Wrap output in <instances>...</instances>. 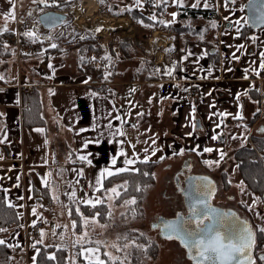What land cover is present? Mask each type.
I'll return each instance as SVG.
<instances>
[{
    "label": "crops",
    "instance_id": "1",
    "mask_svg": "<svg viewBox=\"0 0 264 264\" xmlns=\"http://www.w3.org/2000/svg\"><path fill=\"white\" fill-rule=\"evenodd\" d=\"M119 1L117 0L116 4L120 7H130L119 4ZM159 1L154 0V3L158 4ZM46 2L47 0L45 2H41V0H0V30L5 27L8 31L13 30L15 18L8 16L9 12L14 17L15 15L23 17L32 12L33 6ZM144 2L145 0H142L141 4L136 7L142 10ZM76 3L81 6L79 17L74 12L73 5ZM224 5L226 8L221 9L220 3L217 1L215 7H212L219 15L220 27L217 32V48L210 53L216 52L217 55L209 57L210 53L201 45L189 44L186 52L180 56L178 67L181 76L178 79L169 77L170 75L165 78L156 72V75L152 74L156 78L148 82L144 79L146 72H143L140 76L141 79L123 82L117 88L115 83L110 84L104 80L105 69L102 70L103 84L110 86L111 90L121 91L123 86L136 82L140 85L157 86L162 98L159 99L158 104L162 106V109L157 115H152V126L150 127H145L144 124H133L134 130L128 132L131 124L121 120V116L115 110V104L111 102L109 93L92 92L93 84L99 83L95 82L94 73L81 74L78 72V59H76L86 58L91 61L95 69L100 68L99 61L94 60L95 54L91 52L84 56L77 55L75 52L69 56L65 54L44 56L42 53L45 47L38 44L34 51H25L27 54L25 57L22 54L19 67L14 61L15 55L14 62L6 61V63L0 64V77H2L0 81H10L0 85V119L4 120L5 128L2 136L4 142L0 144V189L5 194L7 204L11 203L19 213L22 207L24 214L21 226L12 228L3 238L9 247L14 249L21 247L16 237L18 236L20 239L23 237V231L27 225V221L24 220L25 208L27 205L38 207L32 199L31 193L32 186H36V184L46 186L53 199V197H58L54 196L55 189L53 188L65 191L69 182L72 185L80 183L84 194L75 199L84 204L82 201L85 199L98 198L96 188L101 186L97 185L96 181L101 172L105 169L115 172L117 168H124L121 162L125 158L139 161V156L145 154L150 158L147 160H158L161 157L165 160L166 157L183 150V153L199 154L200 158L198 159L203 161H217L221 160V153H224L225 147L235 146L236 149L241 146L239 144L241 141L244 142V133L249 139L256 136L253 134L256 133L254 130L258 125L264 123L262 104L264 101V68L261 67V64L264 63V55H262L264 54V28L240 38V32L245 23L243 8H233L236 11V14H233L231 7H228L225 1ZM71 6L73 7L72 13L77 17L78 22L82 21V18L87 14L95 13L98 10L112 15V12L106 9L100 10L97 0H78ZM183 8H202V6ZM39 13H35L33 16ZM161 14L163 13L161 12ZM161 14L158 16L161 17ZM122 16L129 19L131 30H133L134 23L131 13L128 10H123L115 17L118 19ZM99 18L100 16L94 17L93 21ZM226 23L230 24L229 27H225ZM159 24L151 31L148 38L154 31H160V33H167L174 41L176 33L163 29L166 25L161 21ZM90 29L99 34H107L101 30H106L107 27L99 30L91 27ZM116 30L122 36L133 34L132 32L123 35L122 30ZM8 31H0V33ZM83 31L88 30H83L77 25L74 32L75 35L79 34L78 36H80L84 35ZM101 39L102 43H107V38ZM155 48L159 50V53L156 54L158 56H162L163 53L174 56L176 45L167 44L163 47L162 44H158ZM225 51H227L226 54L223 53ZM169 55L166 56V59L171 64L174 57L170 58ZM215 57L218 59L215 62L211 63L212 60H208V58ZM123 62L127 63V61ZM120 64L123 63L120 62L117 69ZM172 67L173 64L170 69L174 70ZM80 68L82 67L80 66ZM125 68L124 65L122 69H119V73L123 72L126 75ZM19 79L25 84L37 87L43 104L42 113L46 120L45 126L35 127L32 130H26L21 126V94L16 88ZM196 86L198 87V91L195 93L196 97L186 98L184 93ZM252 89L259 91L261 114L257 121L249 126L250 117L255 111V103L249 91ZM193 108H195L194 118ZM219 113H228L229 115L221 117L218 115ZM237 114L242 119L234 118ZM210 116L211 118H209ZM197 120L198 126L193 129L192 123L195 122L197 125ZM37 129L43 131H36ZM161 129L165 130L163 138L158 135ZM120 132H123L124 135H120ZM214 134L217 135L216 140L212 139ZM257 135L264 136L263 133H257ZM133 145L135 147H132ZM171 148L173 150L169 152ZM204 148H211L213 151L204 152ZM145 149L148 151L145 152ZM154 149L155 155L152 154ZM192 149H196V151H192ZM235 149L231 151L230 158ZM121 150L126 153V157H117L116 164L112 165V158ZM80 156H87L88 160L82 161L79 159ZM21 157L24 176L19 167ZM127 167L133 171L135 163ZM20 250L23 251V254L26 252L25 264H33L38 250L37 245L36 248L24 247ZM12 255V258L18 256V251Z\"/></svg>",
    "mask_w": 264,
    "mask_h": 264
},
{
    "label": "trees",
    "instance_id": "2",
    "mask_svg": "<svg viewBox=\"0 0 264 264\" xmlns=\"http://www.w3.org/2000/svg\"><path fill=\"white\" fill-rule=\"evenodd\" d=\"M78 0H55L51 5L37 4L33 6L32 12L23 17L19 16V21L25 23V20L32 17L33 14L44 12L49 9H63L68 7L72 3ZM80 1V0H79ZM228 7L239 9L240 7L244 10V0H224ZM154 0H145L144 5L148 3L153 4ZM100 10L106 9L114 14L120 13L122 8L117 5L115 0H97ZM163 3H158L156 12L154 16L155 20L149 19V17L141 9L137 7H129L131 17H133L137 28H135L136 33L133 37H127L121 40H107L108 51L112 57L116 58L117 61L112 62V76L115 77L118 74L116 66L122 61H128L133 59L132 56L135 55L137 50L144 49V41L150 35L151 31L156 28L159 24L160 16ZM17 16V17H18ZM153 16V15H152ZM246 22L243 24L240 38L245 37V35L253 32ZM148 25V26H146ZM219 15L216 10L212 7H202V8H179L177 14V23L168 24L163 27V29L175 32L178 36V44L175 50V60L176 64L172 74L169 77H174L178 79L181 76V71L179 66L180 56L186 52V48L189 44L201 45L209 53L210 51L216 50L218 45L217 32L219 29ZM63 31V32H62ZM68 27L62 25L59 30L58 28L49 30L47 33L50 34V39L46 42H33L29 38H22V42H30L35 45L41 44L45 47L43 49L44 56L49 55H59L65 54L61 49V43H66L70 40L71 34L68 33ZM62 33L61 36L59 33ZM13 30L8 32L0 33V64L6 63V61L14 60V45L11 43H5V38H10L13 35ZM239 38V39H240ZM102 39L96 40L90 34H84L81 38L76 39L73 43L69 44L66 51L75 52L77 55L84 56L91 52L95 55L102 53V44H99ZM55 44L56 47H52L50 44ZM50 44V45H49ZM27 54L23 52V57ZM216 52L210 53L209 57L216 56ZM10 59V60H9ZM78 59L77 68L78 72L81 74L94 73L95 82L100 85L93 86L92 90L99 94L109 93L111 96L113 90L110 86H107L103 81V71L101 68H96L91 63L90 60L86 58H76ZM212 62L217 61L215 58H208ZM14 62V61H13ZM15 65V63H14ZM80 66L82 68H80ZM143 70L146 71L145 65L142 66ZM147 68V67H146ZM143 72H138L135 78L141 76ZM155 75L150 73L145 74V80L148 82L155 79ZM135 81V79H132ZM10 81H0V85L7 84ZM35 87V86H34ZM252 95V100L255 103V111L250 117L248 123L249 126L254 124L258 116H260V95L257 89L249 90ZM109 96V97H110ZM21 126L26 130H32L35 127L45 126L46 120L43 116V104L37 87L33 89L30 94L21 95ZM1 117V116H0ZM4 120L0 119V140H2L4 132ZM251 145H241L237 147L231 154V160L235 163L236 171L241 179V184L245 185L248 190L256 197L261 203L264 204V136H252ZM1 144V143H0ZM164 159L158 160H139L135 162V170H130L126 172H121L119 174L108 176L102 180V187L100 191H96L97 197L103 200L102 204L92 208L88 205L81 204L77 199L70 200L69 213L70 217L75 222L74 232L76 234L81 233L83 230L82 218H95L96 221L104 227L105 233H109L113 236V241H115L119 250L117 251L116 258L113 261L106 260L104 264H144V259H156L158 257L157 252H159V245L154 239H150L147 235L139 232L133 228H129L131 224L142 220L144 217V200L146 199L147 193L151 187L155 185V170L159 167ZM145 161V162H141ZM201 166L206 165L205 163L199 161ZM208 166V165H206ZM209 167V166H208ZM221 185L228 186L230 182L227 179V173L223 171L219 174ZM113 187L117 188L120 193L118 197L113 195L112 206L109 207L104 203V194L108 193ZM46 186H32V199L36 202L38 208L43 209V205H50L52 203L51 193ZM3 190L0 189V228L5 229L0 231V240H3L12 228L19 227L22 224V216L15 207H8L6 202L5 194ZM135 200V203H126V201ZM125 208L122 213L119 209L121 207ZM243 209L245 208L243 204L239 203ZM79 209V214L77 213ZM99 212V215L96 213ZM108 231V232H107ZM255 242L257 247H264V233L258 232L255 236ZM80 247L81 245H75L74 250L76 251L77 264H88L82 257H80ZM37 254L35 255L33 264H68V254L70 248L67 245L56 244V245H37ZM13 247L5 242L0 245V264H12L11 255ZM49 256L54 257V259H48ZM261 263V262H259ZM264 264V263H261Z\"/></svg>",
    "mask_w": 264,
    "mask_h": 264
},
{
    "label": "rangeland",
    "instance_id": "3",
    "mask_svg": "<svg viewBox=\"0 0 264 264\" xmlns=\"http://www.w3.org/2000/svg\"><path fill=\"white\" fill-rule=\"evenodd\" d=\"M117 0H115L116 2ZM142 1V0H141ZM159 1V0H157ZM165 2L163 3V9L160 20L163 21L162 24H173L177 23V14L179 12V8L192 6L193 4L197 3V0H182V4H177L174 2V0H160ZM219 1L221 9L226 8L224 5L223 0H199V4L197 7H215V3ZM122 5H128L130 7H136L135 0H120L118 2ZM156 3V2H155ZM205 4L207 6H205ZM72 5V4H71ZM118 5V4H117ZM158 4L156 3V6ZM70 6L65 7V9H69ZM144 7V6H143ZM122 8V6L120 7ZM129 8V7H128ZM232 10L233 14H236L235 9L230 8ZM127 10V8H122L121 11ZM67 14L66 22L63 24L68 27V33L71 34L70 40L66 43H61V49L65 55H70L72 52H67L66 49L69 44L73 43L76 39L81 38L83 35H75L76 26L79 25L80 28L83 30V34H90L93 38L98 40L99 38H107V40H121L123 38L127 37H133L136 33L135 28H137V25L132 18V22L134 23V31L130 29L129 32L122 33L123 35L130 34L133 32L130 36H122L119 34V31L116 29L110 30V32L102 33V34H96L93 32L89 25L92 23L94 17L98 16H106V18H112L116 19L115 15L112 12V15H109V13H104L102 11H97L95 13L87 14L84 18H82V21L78 22L79 20L77 17L72 13L71 11L65 10ZM175 13V17L172 15ZM119 14V13H118ZM78 17L80 14H76ZM98 19L94 20L97 21ZM240 24V23H238ZM160 25V24H159ZM155 29V28H154ZM158 29V28H157ZM59 30V29H58ZM90 30V31H89ZM229 30V29H227ZM255 31V30H254ZM253 31V32H254ZM63 32V31H62ZM61 36V32L59 33ZM161 35V34H160ZM101 36V37H100ZM178 36L175 35V44L177 48L178 44ZM101 44L102 42L99 41ZM144 43V49L143 50H137L135 55L132 56L133 59L128 60L127 63H124L122 60L117 71V77H113L111 75V69H112V62L117 61L120 57H112V55L108 51V46L106 43H102V53L99 55H95V61H99L100 68L103 70L105 69L104 73L106 76H104V80L109 82L110 84L115 83L114 85L118 88L121 86V83L130 81L132 79H135V81L141 78H135L136 73L138 72H146V74L150 73L152 74H160L162 77H167L168 75L165 74L166 70L170 69L171 65L173 64V67H175L176 61H175V55L171 56L170 58H173V62L170 63H158L160 58L156 55L159 53V50L157 49H150L149 43H148V37L143 42ZM51 45L52 42L50 43ZM49 44V45H50ZM163 44V43H161ZM176 50V49H175ZM213 51V50H212ZM210 51V52H212ZM227 51L223 52L226 54ZM251 56V55H250ZM94 58V57H93ZM163 58V57H162ZM92 59V58H90ZM10 60V59H9ZM119 64V63H118ZM117 64V66H118ZM126 66V75L124 73H119V69H122V67ZM145 65V70L142 71V66ZM116 66V68H117ZM147 67V68H146ZM172 67V68H173ZM174 69V68H173ZM101 70V71H102ZM159 70V71H157ZM173 71V70H172ZM144 77V76H143ZM142 77V78H143ZM264 89V85H263ZM134 90V91H133ZM264 91V90H263ZM113 94L111 95V102L115 104L118 114L121 116V120L124 122H127L131 124L128 128V132L134 130L133 124L143 125L150 127L152 126V115H157L161 111V105L158 104L159 99L161 98V93H159L157 86H153L151 84H143L140 85L138 82L135 84L131 83L127 86H123L121 91H112ZM151 100V103L149 102ZM263 110H264V101H263ZM154 130L152 131V133ZM165 130L161 129L158 132V135L163 138ZM256 134L257 133H253ZM263 137V136H262ZM244 142L241 141L239 145H251V138L245 136V133L243 134ZM159 141V139H158ZM169 147V146H168ZM235 149V146L232 147H225L224 151V159L221 161H228L230 168L228 171L227 179L230 182V185L233 187V191H230V194H234L235 202H239L244 205V209L238 205L237 209L239 211H247L249 212L250 216L253 218V222L258 227V229L264 228V204L261 203L254 195L248 190V188L241 184L240 176L238 175L236 171L235 163L232 162L230 156L231 151ZM173 148L170 149L169 152H171ZM197 153L192 152H184L183 154H173L169 157H166L165 160H162V163L159 165V167L155 170V185L151 187L147 193L146 199L144 200L143 208H144V217L142 220L137 221L134 224H131L129 228H133L139 232L144 233L147 235L150 239H154L159 245V252H157L158 257L156 259H144V264H191L190 261L185 257V253H183V249L178 245L177 242L172 240H165L161 239L158 236L157 231L152 230L150 227V221L154 218V215H162V216H171L173 215L172 212L174 211L175 204L178 206V201L172 200L170 197L168 198L167 195H171L174 188L171 184L170 186L166 187V178L173 175V173L177 170L179 163L182 161V159L187 158L195 161L193 172H200L202 171L201 165H199L198 160L203 162V160L198 159L200 158ZM150 159L149 156H146L145 154H141L139 156V160H145V158ZM146 159V160H147ZM154 159V158H153ZM156 160V159H154ZM219 161V160H217ZM220 161V162H221ZM122 167H126L124 164V161L121 162ZM217 164H212L211 166L203 165V167L208 170V172H211L212 178L214 182L216 181L217 190L220 192V187L222 184L219 175L217 174L219 170H221L222 166H216ZM221 165V164H220ZM131 166V165H128ZM213 167V168H212ZM114 171V170H112ZM205 172V169L203 170ZM202 173V172H200ZM79 188V189H77ZM55 189L54 196L52 203L50 205H43V209H40L38 207L35 208V214H33L34 207H30L27 205L25 208V218L26 220V226H31L30 224L34 225L38 221H40L43 225L41 230L39 231L40 234L35 238L27 237L26 242L24 240V237L21 239L17 236V242H20L21 247H16L15 249H12V254L18 251V256H14L12 259L13 264H25L26 258L23 256V251L20 250V248L24 249V247L30 249V248H36V245L42 244V245H56V244H63L67 245L70 248L69 254H68V264H77V257H76V251L74 250L75 245H81L80 247V257H82L86 262H88V254H81L83 249L87 248H93L97 249V251L92 254V258L98 256L100 260L106 261L110 260L113 261L114 259L118 257L117 251L119 250L118 246L116 245L115 241H113V236H110L109 233H105L104 227H101V225L96 221V219L93 220V218H87V224H85V219L82 218V225H83V231L79 234H76L73 226V220L70 217L69 213V205L70 200H75V198H78L79 195H83L84 191L80 186V183H74V185L71 184V182L68 183L67 190H58ZM75 191L76 195L74 199H69L70 194ZM164 193V195H163ZM104 203H106L109 207L112 206V199H109L110 196L113 197V194L109 191L108 193L104 194ZM102 200V199H101ZM76 201V200H75ZM79 202V201H78ZM239 206V207H238ZM122 211V213L125 211L124 206L119 209ZM22 207L20 208V214L22 218L24 217V214L22 212ZM10 232V231H9ZM41 232L44 233L43 237H41ZM108 232V231H107ZM87 233V236L84 234ZM24 235V233H23ZM83 238V239H81ZM43 241L42 243H38V241ZM115 245V247H114ZM35 246V247H34ZM264 249V247L262 248ZM14 250V252H13ZM105 253H108V255H105ZM13 256V255H12ZM25 258V259H24ZM27 264V263H26Z\"/></svg>",
    "mask_w": 264,
    "mask_h": 264
},
{
    "label": "snow or ice",
    "instance_id": "4",
    "mask_svg": "<svg viewBox=\"0 0 264 264\" xmlns=\"http://www.w3.org/2000/svg\"><path fill=\"white\" fill-rule=\"evenodd\" d=\"M41 2H45V0H41ZM177 4H182V0H174ZM136 5L141 4V0H135ZM199 4V0L197 3L193 4L192 7H197ZM205 6H207L205 4ZM131 11V9H128ZM253 11H261L260 16H253V21L259 20L260 23H264V0H260V8L253 9ZM175 17V13L172 14ZM8 16L15 18L11 12L8 13ZM7 19V17H6ZM57 18L54 17H44L43 22H50ZM151 20H155L156 17L153 15L149 17ZM163 23V21H161ZM148 26V25H146ZM99 30V29H98ZM0 31H8L7 27ZM24 35L32 37L34 36L33 32H26ZM52 47H56L55 44ZM264 55V54H262ZM51 68L52 65L50 64ZM261 67L264 68V63L261 64ZM159 71V70H157ZM247 71V70H245ZM172 69L166 70V75H171ZM2 78V77H0ZM247 78V77H245ZM134 91V90H133ZM94 95V94H93ZM151 103V100L149 101ZM193 118L195 113V108L192 109ZM215 115V113H213ZM221 117L229 115L228 113H219ZM119 119V117H116ZM211 118V116L209 117ZM234 118L242 119V117L237 114ZM111 127V125H109ZM193 129L197 127L196 123H192ZM219 127V125H217ZM36 131H43L42 129H37ZM264 131V129H262ZM120 135H124L123 132L119 133ZM191 135V133H189ZM213 140L217 139V135L212 136ZM3 140H0V143H3ZM155 143V140H153ZM87 147V144H85ZM132 147H135L134 145ZM148 150L145 149V152ZM192 151H196V149H192ZM204 152H212L211 148H204ZM153 155H155V149L153 150ZM175 154H183V150L180 153ZM135 155V154H134ZM223 153H221V159H223ZM125 156L126 153L121 150L117 152L116 156L112 158V165H115L117 162V157ZM80 160L87 161V156H80ZM147 157L145 158V160ZM163 159V157H161ZM136 162V160L131 158H125L124 164L126 167L117 168L115 172L105 169L101 172L100 176L97 178L96 184L102 187V179L119 174L121 172L130 171L127 166L132 165ZM145 162V161H141ZM90 163V161H89ZM204 163L206 165L211 166L213 163L219 166V161H210L205 160ZM82 175V172L80 173ZM206 180V178H204ZM210 184V182H209ZM96 191H100V188H96ZM115 197H118L120 193L117 191L116 187H113L109 190ZM214 189L209 188L207 194H201L195 198V203L190 205L189 211L191 216L188 220H183L182 218H178L176 221L168 222L165 225V228L168 231L167 239H178L181 243L188 249L189 258L193 260L194 264H255V261L252 258V249L255 246V237L253 231L248 227L247 222L238 221L235 217V213H221L217 209L213 208L208 200V195L212 194ZM75 191H73L69 199L75 198ZM113 197L110 196L109 199ZM22 199V197H21ZM85 205H88L92 208H96L97 205L102 204L103 200L100 198L96 199H85L82 201ZM126 203H135V200L126 201ZM11 203L8 204V207H12ZM35 208L33 209V214H35ZM79 209H77V213L79 214ZM99 215V212L96 213ZM85 219V224H87V218ZM95 218L93 217V220ZM195 223L196 228L191 229L188 225ZM207 222V223H206ZM73 226L75 227V222H73ZM5 229L0 228V231H4ZM260 232L264 233V228L259 229ZM44 233L41 232V237H43ZM87 236V233L84 234ZM83 239V238H81ZM43 241H38V243H42ZM5 243L4 240H0V245ZM35 247V246H34ZM115 247V245H114ZM97 249L87 248L83 249L81 254H88V264H104V261L100 260L98 256L92 258V254H94ZM194 253V254H193ZM108 255V253H105ZM35 259V258H34ZM48 259H54V257L49 256ZM115 259V258H111ZM261 260H264V255L260 257Z\"/></svg>",
    "mask_w": 264,
    "mask_h": 264
},
{
    "label": "flooded vegetation",
    "instance_id": "5",
    "mask_svg": "<svg viewBox=\"0 0 264 264\" xmlns=\"http://www.w3.org/2000/svg\"><path fill=\"white\" fill-rule=\"evenodd\" d=\"M262 129H264V123L258 125L254 131L258 134H262V133L264 134V131H262ZM221 160H219V166H222L223 168L219 170V172L217 173L218 175L222 174L223 171L224 172L228 171L230 168L228 161H221ZM194 165H195L194 160H191V158L188 160L187 158H184L179 163L178 168L173 173V175L166 178V187L170 186L171 184L173 185V187H175L171 195H167V197L168 198L170 197L172 200L178 201V206L176 204L172 206L174 208V211L172 212L173 215L168 216V217L164 216V217L168 219H173L176 217L177 212H180L181 213L180 215H182L180 217L185 221L188 220L191 216L189 208H190V205L194 203V199H195L193 197L199 196L201 194H207L209 191V188L213 187L214 192L208 195L211 205L213 207H216L217 209H221L224 211L226 210L235 211L236 216L239 219L246 221L247 224L250 225L252 231L254 232V235H256L259 232V229L255 223H252L253 218L250 216L249 212L242 211V210L239 211L237 207H235L236 205L240 203V201L235 202L234 194L233 195L230 194V191H233L232 185L228 184V186H225V185L220 184L221 187H220V192H219L217 190V185H215L216 181L214 182L212 175L210 174L211 172H208V170H206V168L203 166H201L202 171H200L202 173L197 172V171L193 172ZM204 169H205V172H203ZM226 173L228 175V172ZM204 176H208L210 178V181L205 180L203 178ZM188 227H190L191 229H195L196 225L193 222L192 224L188 225ZM171 240L178 243V245L183 249V253H185V257L190 261L191 264H194L193 260H191L187 256V253H189L188 249L184 247L181 241L178 239H171ZM262 248L263 247H257L256 242H255V246L252 249L254 257L257 261L256 262L257 264L264 263V260L260 259V257L264 255V249Z\"/></svg>",
    "mask_w": 264,
    "mask_h": 264
},
{
    "label": "built area",
    "instance_id": "6",
    "mask_svg": "<svg viewBox=\"0 0 264 264\" xmlns=\"http://www.w3.org/2000/svg\"><path fill=\"white\" fill-rule=\"evenodd\" d=\"M209 1V0H207ZM55 2V0H47V4L51 5ZM157 9L156 3L153 2L152 3H148L146 5H144V7L142 8V11L144 13H146V15L148 16H152L155 14ZM68 11H73V7L70 5L69 9H65ZM65 10H61V11H65ZM59 11V10H58ZM18 17L17 15H15V20H14V28H13V36L10 38H5V43H11L14 45V51H15V63L16 65L19 67V65L21 64V56L23 54V52L25 51H29L32 52L35 50V44L30 43V42H22V38H29L31 39L33 42H46L50 39V34L47 33L48 31L42 29L39 21L38 20V15L32 16L30 18H28L27 20H25V23H22L21 21H18ZM26 32H33L34 36L29 37L24 35V33ZM95 32V31H94ZM96 34H99L97 32H95ZM161 34V35H160ZM175 40V39H174ZM159 42H162L163 47L167 46V44H169L170 46H175V41H172V38L167 35V33H160V31H154L151 35L150 38H148V43L150 46V49L154 50L156 49L155 47L158 44H161ZM162 56H159L158 58H160V60L158 61V63H169V61L166 59V54H161ZM163 57V58H162ZM21 73V72H20ZM19 73V74H20ZM21 76V74H20ZM100 84H93V86H98ZM16 88H18V91L21 95L24 94H30L33 89L35 88L34 85L32 84H25L23 81H19L17 82ZM198 91V87H194L193 89H190V91L185 92V96L186 98H192V97H196V92ZM92 92H96L94 91V89L92 90ZM20 162V172L22 173V175L24 174V167H23V159L22 157L19 160ZM24 176V175H23ZM43 227L42 223L39 221L37 223H35L34 225H31L29 227H25L24 228V240L26 242L27 237L30 238H35L40 234V230ZM24 256L25 258H27L26 252H24Z\"/></svg>",
    "mask_w": 264,
    "mask_h": 264
},
{
    "label": "water",
    "instance_id": "7",
    "mask_svg": "<svg viewBox=\"0 0 264 264\" xmlns=\"http://www.w3.org/2000/svg\"><path fill=\"white\" fill-rule=\"evenodd\" d=\"M254 8L255 9H259L260 8V0H244V11L243 12L245 14V22H246L245 25H247L252 30L263 29L264 28V23H260L259 20H256L255 22L253 21V16H257L258 17L261 14V11H255L254 12L253 11ZM46 16L54 17V18H57V19L46 23V22H43V18L46 17ZM66 19H67V14L66 13L61 12V11H56V10L53 9V10H47V11L41 12L38 15V20L37 21H39L42 29L49 31V30H52V29H55V28L59 29L66 22ZM228 25H230V24L226 23L225 27H229ZM198 123L199 122L197 120V126H198ZM203 178H206V180L210 181V178L208 176H204ZM211 188L213 189V187H211ZM202 193H204V192H202ZM196 197L197 196H194L193 198H196ZM208 200H209V203H210V199L209 198H208ZM190 203H192V202H190ZM194 203H195V199H194ZM213 208L217 209L216 207H213ZM217 210L219 212H221V213H235V217H236V219L238 221L246 222V221H244L242 219H239L236 216V212L235 211H232V210L224 211V210H221V209H217ZM180 214H181L180 212H177L176 217L173 218V219L165 218L162 215H156V216L154 215V218L151 219V221H150V227L149 228H151L152 230L157 231L159 238L165 239V240H169V239H167L168 231L165 228V225L168 222L176 221L178 218H181L180 216H182V215H180ZM248 227L251 229L250 225H248ZM187 256L189 257V253H187ZM252 258L255 261V264H257L256 263L257 261H256V259L254 257V254H253V250H252Z\"/></svg>",
    "mask_w": 264,
    "mask_h": 264
},
{
    "label": "bare ground",
    "instance_id": "8",
    "mask_svg": "<svg viewBox=\"0 0 264 264\" xmlns=\"http://www.w3.org/2000/svg\"><path fill=\"white\" fill-rule=\"evenodd\" d=\"M74 6V12L75 14L81 13V6L79 3H76ZM91 28H105L106 30L101 29L102 31L109 32L110 29H120L122 30V33L129 32L131 29L130 21L129 19L124 18L123 16L118 19H112V18H106V17H100L97 21H93L90 24Z\"/></svg>",
    "mask_w": 264,
    "mask_h": 264
}]
</instances>
